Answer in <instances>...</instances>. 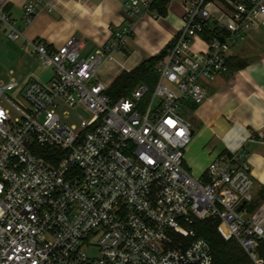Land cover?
<instances>
[{"label":"built area","instance_id":"obj_1","mask_svg":"<svg viewBox=\"0 0 264 264\" xmlns=\"http://www.w3.org/2000/svg\"><path fill=\"white\" fill-rule=\"evenodd\" d=\"M156 1L125 0L123 23L86 58L80 35L56 49L28 40L51 77L0 79V264H215L191 228L207 218L218 219L220 235L236 240L251 264H264V215L246 207L250 164L236 151L194 177L185 164L192 124L183 114L204 101L202 81L227 70L231 48L264 22V0H165L179 2L182 24L156 64L155 86L112 100L98 68L124 45L134 18L158 16ZM4 3L0 25L15 41L23 31ZM40 3H24V24ZM196 39L203 48L193 49ZM70 112L78 124L62 121ZM92 247L97 255L88 254Z\"/></svg>","mask_w":264,"mask_h":264},{"label":"crops","instance_id":"obj_2","mask_svg":"<svg viewBox=\"0 0 264 264\" xmlns=\"http://www.w3.org/2000/svg\"><path fill=\"white\" fill-rule=\"evenodd\" d=\"M30 0H5L4 11L22 29L17 41L28 54V40L40 39L56 49L69 37L80 35L83 45L80 57L101 50L112 32L123 23L125 0H41L32 21L23 23V5ZM165 16H137L124 45L103 58L96 79L107 86L122 71H131L149 57L162 51L174 38L182 21L179 2L166 5ZM156 13V12H155ZM18 46V47H19ZM193 49L203 48L199 39ZM228 58L242 60L243 67L220 72L212 81H202L206 97L192 108V141L185 152V164L191 173L201 176L207 164L218 156L241 151L250 164L253 176L252 198L264 194V22L248 29L245 38L229 51ZM51 69L33 64L24 79L18 80L12 70L7 78L22 82L29 76L48 80ZM249 213L264 215V197L258 209Z\"/></svg>","mask_w":264,"mask_h":264},{"label":"trees","instance_id":"obj_3","mask_svg":"<svg viewBox=\"0 0 264 264\" xmlns=\"http://www.w3.org/2000/svg\"><path fill=\"white\" fill-rule=\"evenodd\" d=\"M165 0H157L152 9L157 15H166ZM170 42L167 44V46ZM166 46V47H167ZM165 47V48H166ZM165 48L159 53L149 57L147 60L140 63L131 71H122L109 85L107 95L112 100H117L120 97L128 96L131 91L139 84L147 86L150 92L155 86L158 73L156 64L164 56ZM227 65L233 69L243 67L245 62L237 60L236 58L227 60ZM146 93L144 100L149 99L150 93ZM191 108H195V105L190 104ZM249 209L254 210L252 206ZM218 219L207 218L204 220H198L191 224V228L194 229L196 236L206 240L210 246L211 254L215 264H251L249 256L243 251L240 245L234 239L225 240L217 230ZM260 256L264 259V247L260 248Z\"/></svg>","mask_w":264,"mask_h":264},{"label":"rangeland","instance_id":"obj_4","mask_svg":"<svg viewBox=\"0 0 264 264\" xmlns=\"http://www.w3.org/2000/svg\"><path fill=\"white\" fill-rule=\"evenodd\" d=\"M7 28L0 25V78H7L8 72L13 71L14 76L18 80L24 79L27 72L31 69L32 65L38 64L42 66L41 62L37 57L32 54H28L24 49L20 48L17 40L10 41L6 37ZM19 46V47H18ZM61 112V111H60ZM192 108L189 106L188 109H183V114L190 118L192 115ZM62 121L71 124H78V118L74 112H70L68 118H63L61 115ZM190 172V171H189ZM191 173V172H190ZM194 177H198L196 174L191 173ZM264 194L262 191H259V197L252 198V208L258 209L263 202ZM88 254L94 256L98 254V250L95 247L88 249Z\"/></svg>","mask_w":264,"mask_h":264}]
</instances>
